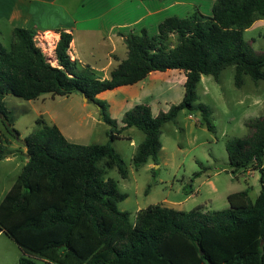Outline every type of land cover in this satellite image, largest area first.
<instances>
[{"label":"trees","instance_id":"trees-1","mask_svg":"<svg viewBox=\"0 0 264 264\" xmlns=\"http://www.w3.org/2000/svg\"><path fill=\"white\" fill-rule=\"evenodd\" d=\"M261 20L264 0H215L209 16L194 9L182 18H165L156 35L145 29L127 35L126 58L103 80L69 58V33H59L57 65L52 66L34 43L35 31L12 30L9 48L0 44V123L8 136L19 138L3 103L8 95L33 102L47 94L80 93L99 107L109 127L106 143L83 146L69 142L39 117V129L23 139L29 158L0 201V232L19 247L18 264H35V259L55 264H264V115L246 121L247 133L225 145L232 175L247 169L258 172L260 190L253 200L246 189L226 197L227 209L197 206L185 212L155 204L139 209L131 220L117 208L126 195L105 177L116 168L126 178L111 143L127 129L144 135L131 159L135 168L157 164L161 129L181 111H198L207 130H214L210 109L196 104L201 76L218 81L232 66L237 88L244 75L255 83L264 81V50L254 51L243 37ZM167 70L184 74L183 98L155 116L148 105L138 104L117 122L109 117L106 103L96 98Z\"/></svg>","mask_w":264,"mask_h":264},{"label":"rangeland","instance_id":"rangeland-1","mask_svg":"<svg viewBox=\"0 0 264 264\" xmlns=\"http://www.w3.org/2000/svg\"><path fill=\"white\" fill-rule=\"evenodd\" d=\"M81 1L53 0L51 3H42L32 0L27 5L32 6L41 15L38 21L43 26L52 23V18L59 20L63 18V9L74 12ZM83 6L81 11L86 10V5ZM12 25L22 26L24 24L9 23L4 16H1L0 10V44L5 49L9 48L12 41ZM42 35L41 38L36 34L34 43L53 66L55 57L52 54V42L43 38ZM243 37L254 51L264 50V20L257 21L247 29ZM169 42L174 45L175 38L171 37ZM88 43L95 47L96 38L92 36L88 39ZM105 47L107 49V44ZM104 54V48L97 46L94 60H99L97 61L99 62L98 65L103 63ZM233 73L234 68L232 66L227 67L219 74L218 81H215L211 76H203L197 85L196 104H202L210 109V122L214 130H207L198 111H181L175 121L165 124L161 129V150L157 164L148 166L147 164H152V162H148L138 168L133 166L132 156L144 138L143 133L135 128L123 131L120 138L111 143L123 161L126 178H121L116 168L108 170L105 177L116 181L118 190L126 195L125 200L117 204V208L120 211L128 212L131 220L134 219L139 209L155 204L169 206L167 202H164L165 199L168 202L182 200L185 198L183 189L191 181L193 191L199 189V194L202 197H210L214 194L210 195L211 193L207 192L206 185L199 187L200 181L211 179L220 192L226 189L229 180H234L230 177L232 174L228 165L225 145L228 140L234 137H242L247 133L243 121L264 114V81L255 83L250 77L245 76L244 83L237 88L234 84ZM254 86H257L258 97L261 100V104L256 108L251 107L254 97L251 94ZM171 94L173 95V93ZM104 98L110 101L118 100L120 96L114 97L112 93L108 92ZM53 101L49 106L38 103L35 106H39L40 109L37 107L35 110L33 109L34 103L32 105L20 98L11 95L5 96L3 99L4 106L12 120L13 127L19 133L20 140H23L37 128L35 121L39 117L38 112L46 109L52 115H58V122L63 121L61 127L64 130L61 133L69 142L86 146L104 144L108 141L109 127L102 121L99 108L84 99L82 94L73 93L68 98L54 97ZM115 108L113 107V112L109 114L107 105V112L111 119H114L112 117L118 119ZM165 108L166 105L163 102L160 105L152 106L153 113L156 114L164 111ZM1 119L0 116V121ZM131 142L133 145H130ZM0 146L4 150V157L0 160L1 201L14 183L26 159L19 150L22 145L16 139L13 140L8 136L1 123ZM98 166L102 167V162ZM197 172H200L199 176L194 177ZM256 175L258 176V174ZM239 180L241 185L246 187L243 178L240 177ZM246 182L251 189L249 196L253 200L259 193V183L251 177L247 178ZM148 186L149 189L147 190ZM213 207L227 209L226 204L221 206L220 203L210 206L208 209H214ZM20 255L19 247L7 236L0 233V264H18ZM34 262L35 264H55L41 259H35Z\"/></svg>","mask_w":264,"mask_h":264},{"label":"crops","instance_id":"crops-1","mask_svg":"<svg viewBox=\"0 0 264 264\" xmlns=\"http://www.w3.org/2000/svg\"><path fill=\"white\" fill-rule=\"evenodd\" d=\"M29 1L32 0H0L1 16H4L11 24L15 22L24 24L22 26L12 25V30L14 28L30 29L35 31L40 37L42 34L52 33L54 36L53 39H51L53 55L55 45L59 40V33H69L72 37L67 51L69 58L76 61L79 69L88 68L96 77L103 80L107 79L110 72L117 66V64L126 58L127 50H125L124 38L127 35L138 33L142 29H145L149 35H156L158 33V24L162 20L172 16L181 18L185 17L194 9H197L204 16H209L212 4L215 0H82L74 12H68L66 9H63V18L60 20L52 18V23L43 26L38 21L40 20L41 15L32 6L27 5L29 4ZM33 1H39L42 3L53 2V0ZM83 5H86L85 11H81L84 7ZM132 16L134 17L132 18ZM92 36L96 38L95 47L88 43V39ZM106 44L108 46L107 49H105ZM97 46L104 48L105 50L104 61L99 65V62H97L99 60H94V56L97 53ZM245 76L246 75L243 76V83L245 81ZM202 77L203 76H201L200 81ZM184 81V74L177 70L151 72L144 80L136 84L104 91L98 94L96 98L107 103L109 114L113 112V107H116L115 110H117L118 119H115V117L112 118L117 122L120 121L122 115L126 111L138 104L148 105L151 109L152 115L155 116L158 114L153 113L152 110V106L155 104L160 105L161 102H163L164 105H166L164 111H167L169 106L176 105L182 100L184 94ZM108 92L112 93L114 97L120 96V98L118 100H106L104 97ZM171 93H173V95ZM251 95L254 96L252 98L253 101L251 107L256 108L261 104V100H259L258 97L259 90L257 86H254ZM69 96L60 98H68ZM53 100L54 97L47 94L30 103L32 105L34 103L33 109L36 110L37 107L39 108V106H35L38 105V103H43V106H49V104L54 102ZM167 105L169 106L167 107ZM38 114L47 125L56 126L63 133L62 130L64 129L61 127L63 121H57L59 119L57 114L52 115L51 112L46 109L38 112ZM256 117H251L250 119ZM250 119L243 121V124ZM37 129H39L38 125L34 131ZM130 145H133V143L131 142ZM19 150L20 153L25 156V147L22 146ZM147 165L151 166L153 163ZM256 174H258L257 171L247 169L245 171H240L235 175H231V179L234 180H229L226 184V189H223L220 192L211 179L200 181L198 184L199 187L206 185L207 192L211 193L210 195L214 194L210 197H202L199 194V189L193 191L191 181L185 186V189H183L185 198L177 202H168L165 199L164 202H167L169 205L165 207L185 212L197 206L203 207L205 211L221 210L214 207V209H208V207L215 206L217 203H220L221 206L226 204L228 207L226 197L229 194L246 189H249L250 192L251 189L246 181L249 177L258 181L259 175L257 176ZM240 177L243 178L246 187L241 185L239 180ZM160 205L164 206L163 204Z\"/></svg>","mask_w":264,"mask_h":264},{"label":"water","instance_id":"water-1","mask_svg":"<svg viewBox=\"0 0 264 264\" xmlns=\"http://www.w3.org/2000/svg\"><path fill=\"white\" fill-rule=\"evenodd\" d=\"M83 95V94H82ZM83 97H84V95H83ZM84 99H86L85 97H84ZM97 106V105H96ZM98 107V106H97ZM99 108V107H98ZM16 140L22 145V146H24V147H26V142L24 141V140H20L19 138H17L16 137ZM25 158L26 159H28L29 158V156L28 155H25Z\"/></svg>","mask_w":264,"mask_h":264},{"label":"bare ground","instance_id":"bare-ground-1","mask_svg":"<svg viewBox=\"0 0 264 264\" xmlns=\"http://www.w3.org/2000/svg\"><path fill=\"white\" fill-rule=\"evenodd\" d=\"M42 36H43V38H46V39H48V40H51V39H53V37H54L52 33L43 34ZM52 48H53V47H52Z\"/></svg>","mask_w":264,"mask_h":264},{"label":"built area","instance_id":"built-area-1","mask_svg":"<svg viewBox=\"0 0 264 264\" xmlns=\"http://www.w3.org/2000/svg\"><path fill=\"white\" fill-rule=\"evenodd\" d=\"M53 61H54V65H56V64H55L56 62H55V60H54V59H53ZM48 62H49V61H48ZM54 65H53V66H54Z\"/></svg>","mask_w":264,"mask_h":264}]
</instances>
